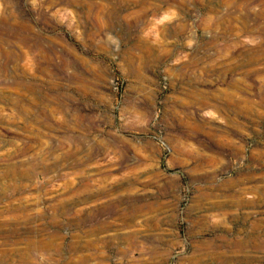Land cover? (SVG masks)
Returning <instances> with one entry per match:
<instances>
[{
    "label": "rangeland",
    "instance_id": "obj_1",
    "mask_svg": "<svg viewBox=\"0 0 264 264\" xmlns=\"http://www.w3.org/2000/svg\"><path fill=\"white\" fill-rule=\"evenodd\" d=\"M0 264H264V0H0Z\"/></svg>",
    "mask_w": 264,
    "mask_h": 264
}]
</instances>
